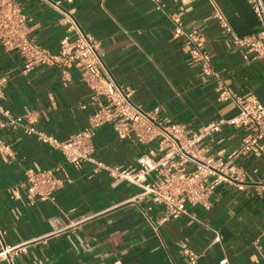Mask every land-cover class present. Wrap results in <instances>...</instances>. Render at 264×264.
<instances>
[{"label": "crops", "instance_id": "obj_1", "mask_svg": "<svg viewBox=\"0 0 264 264\" xmlns=\"http://www.w3.org/2000/svg\"><path fill=\"white\" fill-rule=\"evenodd\" d=\"M232 34H256L261 21L246 0H213ZM28 18L27 36L56 52L65 34L52 3L72 8L81 28L100 44L102 59L116 82L131 91L142 109H157L163 124L181 123L197 132L212 121L236 113L231 99L220 100L214 78L204 75L189 55L183 36H172L171 16L179 14L186 29L203 36L206 51L227 88L253 96L264 104V56L245 60L241 48L213 16L210 0H16ZM16 50L0 43V103L13 115L30 111L35 126L60 141L70 140L89 126L91 90L79 71L67 75L53 66L23 71ZM244 130L222 125L202 140L207 154L225 157L236 148ZM10 151L0 155V227L4 241L22 244L14 264H184L188 249L200 254L195 264H264V154L247 153L233 159L230 170L244 174V188L219 184L208 206L188 207L191 215L161 220L162 204L140 189L115 182L93 162L80 167L63 154L25 134L20 127L0 130ZM96 161L106 165L132 164L146 153L157 156L155 144L119 140L111 126L95 130ZM57 166L64 181L54 202H30L22 186L25 171ZM211 229L221 241L209 246ZM0 264H2L0 262Z\"/></svg>", "mask_w": 264, "mask_h": 264}, {"label": "built area", "instance_id": "obj_2", "mask_svg": "<svg viewBox=\"0 0 264 264\" xmlns=\"http://www.w3.org/2000/svg\"><path fill=\"white\" fill-rule=\"evenodd\" d=\"M70 2L71 0H62ZM161 8L160 0H152ZM254 14L261 21L260 30L253 35L232 34L222 12L213 0V16L222 30L229 35L230 42L242 50L245 60L264 56V0H246ZM59 14V21L65 26V34L59 40L56 52H51L27 36L28 18L16 0H0V43L6 50H16L23 59V71L37 66H53L67 75L68 69L79 71L81 80L91 90L92 112L89 126L78 131L68 141H60L35 126L30 111L13 115L0 103V130L20 127L27 135H34L40 142L59 150L64 159L80 167L83 162H93L105 170L115 182H128L140 189L138 197L150 196L164 207L161 220L177 219L191 215L188 207L208 206V198L215 188L223 183L236 184L244 188V174L240 169L230 170L233 159L247 153L264 154V104L255 97L232 93L220 74L214 68L209 54L200 47L202 34L197 29H186L179 14L171 16L172 36H183L189 45L191 59L199 65L201 72L214 78L215 89L220 100L231 99L236 113L225 120L212 121L197 132H191L181 123L163 124L157 118V109L146 111L131 98V91L119 85L100 53V44L79 25L74 9L63 8L60 2L51 4ZM6 78H0V90ZM109 124L119 140L134 139L140 144H155L157 156L140 154L132 164L106 165L93 159L92 138L95 130ZM222 125L242 128L244 135L239 145L225 157L207 154L202 140ZM10 146L0 137V155L5 156ZM57 166L37 170L29 167L25 171L22 186L30 202L36 200L54 202L55 192L63 179L56 175ZM196 220L195 217H191ZM209 246L221 241L216 229H211ZM6 231L0 227V262L14 264V258L23 249L22 244L9 245L4 241ZM184 264H195L199 253L185 249ZM224 263V260L219 262Z\"/></svg>", "mask_w": 264, "mask_h": 264}]
</instances>
